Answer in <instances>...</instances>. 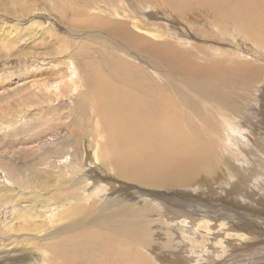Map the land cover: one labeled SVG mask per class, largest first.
<instances>
[{
  "label": "rangeland",
  "instance_id": "rangeland-1",
  "mask_svg": "<svg viewBox=\"0 0 264 264\" xmlns=\"http://www.w3.org/2000/svg\"><path fill=\"white\" fill-rule=\"evenodd\" d=\"M20 1L0 0V10L6 7L10 8L9 12H13L15 10L13 2ZM241 1L229 0L224 14L219 17L199 8L196 9V13L191 10L186 12L184 9V12L178 13L174 8H167L166 0H31L32 8H36L38 13L28 12L26 18H23L24 22L21 17L13 14H8L10 18L3 17L6 12L0 11L4 22L27 24L29 28L33 26L32 30L37 33L33 42L30 40L25 43L23 41L15 43L16 50L13 51L12 57L0 54V80H2L0 82L3 84L0 85V128L6 123L7 125L11 123L12 126L0 130V192L15 189L11 198L14 194L15 202L18 203H15L13 198L10 204L21 206L25 203L24 205L30 206V211L38 210L39 213L34 214L37 221L39 220V226L44 225L41 227L44 231L40 234L27 231L20 233L17 230L19 222L15 223L16 227L6 229L8 218L12 216L9 213L12 211L10 204H4L3 198H0V242L7 243V247L0 250V264H140V262L141 264L142 262L143 264H264V29L261 26L253 29L250 24L244 25V21H253L254 17L255 20L264 23V0H255L254 16L244 8L245 5ZM231 10L236 14L234 17H230ZM107 22H110L108 27L112 28L127 24V31L120 27V33L124 34L123 31H126L129 35L133 34L136 39L126 41V39L114 38L111 34L110 38L102 37L103 35L99 34L102 33L99 26L107 25ZM123 37L127 38L125 35ZM111 39L115 40L116 44L123 42L122 46L117 49ZM172 39L176 44L171 42ZM158 41H161V45L156 46ZM24 44L31 49L21 50ZM149 45L154 48L146 50ZM131 47H135L136 50ZM156 49L162 51L155 52ZM166 51L169 52L164 54ZM160 53L164 57L167 56L168 64L166 59L159 57ZM122 60H125V64ZM120 64L122 66L119 67ZM105 65H108V68ZM21 74H28V77L14 78L15 75L21 76ZM99 75L105 79V86L98 83ZM53 87L55 89H52ZM95 89H98V92H94ZM48 90L54 92L50 94ZM106 92L113 95L116 102H126L127 107H131L130 111L126 112L123 106L116 107L108 102L100 107L101 100L98 94L105 95ZM173 114V119L176 120L174 122L177 126H181L180 131L183 136L186 134L187 140L193 137L197 145L218 153V155L213 154L218 160L220 156L216 170L220 171L218 173L220 177L215 171L211 174H197L199 177L193 175L187 182H192L191 184L175 189H157L158 187L149 184L143 188L142 184L128 181L125 185V180L122 181L115 176V170L111 168L110 163L113 160L105 152L107 146L104 144L108 142L106 138L111 136L110 138H115H112L111 143H119L128 138L129 133L146 120L148 121L144 129L148 130L152 137L168 138V135L173 134L177 138L180 133L175 130V123H169ZM103 115H107L106 118ZM214 120L218 124L213 122ZM111 124L112 126H106ZM192 126L201 133L192 136L191 131L194 129ZM194 132L197 133L195 129ZM115 134L118 136L114 137ZM234 141L239 144L235 146ZM132 143L136 145V140L134 139L128 148L134 146ZM228 147L233 151L228 150ZM238 154L242 155L239 158L244 159L245 162H251V168H254L251 169V176L240 180L243 181L240 184L242 165H240L241 160L236 159ZM221 156L234 158L232 161L236 163L228 162L234 166V172L228 173V176L221 173L223 169H228L227 162L224 163ZM256 170L259 175L252 176ZM43 177L47 181L41 179ZM44 182H52L53 184L50 183L52 187L40 186V183ZM245 182L247 183L244 184ZM63 188L66 189L67 195L62 192ZM38 196L39 198L41 196V199H37ZM56 198L59 199L58 202ZM68 198L70 201H67ZM69 202L72 205L70 207H76L77 203L82 202V206L78 205L77 210L83 208L85 213L82 214L81 210L75 217L69 213L63 214ZM51 208L55 210L49 212ZM121 213L124 217L117 220L118 224L129 221L127 225L131 226L130 230L127 234L120 233L123 235L120 237L112 235L111 241L108 242L110 239L105 236H109L113 228H104L105 224L102 221H106L108 215L113 217ZM44 214L49 215H45L43 222L41 220ZM192 214L198 215H196L198 221L195 215L192 217ZM175 217L182 218L181 220L185 222L180 220L182 225L173 224L177 221ZM52 219L55 223L50 225ZM92 222L94 226L91 225ZM193 223L195 227L192 226ZM240 226L241 231H235L236 227ZM244 226L245 232L250 234L244 235L242 229ZM193 227L198 229L196 235L193 233ZM18 232L21 235L17 234ZM78 234L86 237H80ZM103 237L107 238L106 243ZM260 238L262 241L259 240ZM155 241L164 243V245L160 244L163 249L170 248L172 244L176 251L153 249L154 244L156 245ZM110 243L113 248H109L112 246ZM57 249L74 253L75 261L61 260L56 256ZM171 251L174 252L176 263L162 259L165 252L167 254ZM255 255L259 259L255 258Z\"/></svg>",
  "mask_w": 264,
  "mask_h": 264
},
{
  "label": "bare ground",
  "instance_id": "bare-ground-1",
  "mask_svg": "<svg viewBox=\"0 0 264 264\" xmlns=\"http://www.w3.org/2000/svg\"><path fill=\"white\" fill-rule=\"evenodd\" d=\"M57 1V0H56ZM228 1L229 0H166V5L168 6H166L168 9L169 8H174V10L175 11H178V13L179 12H181V11H183V9L187 12L188 10H191V12H193V13H196V9L197 8H199V9H203V10H205V12H207V13H210V12H212V14L214 15V16H217V17H219V15H222V14H224V11H225V8H226V5L228 4ZM7 3V2H6ZM65 3V2H64ZM71 3H73V2H71ZM241 3H243L245 6H244V8L246 9V10H248V12L251 14V15H253L254 16V13H253V6H254V4H255V0H242L241 1ZM13 4L15 5L14 7H15V10L13 11V12H9L8 11V9H10V8H2V11L1 12H6L4 15H2L3 17H6V18H10V16L8 15V14H13V15H15V16H18V17H21L22 19L23 18H26V15H28L29 13L28 12H37V10H36V8H32L33 6H31V0H21L19 3H16V2H13ZM164 4V3H163ZM25 5V6H24ZM33 5V4H32ZM38 7V6H37ZM162 7H163V5H162ZM151 8V7H150ZM85 10V9H84ZM206 10H208V11H206ZM237 10V9H236ZM155 11V10H154ZM169 12V11H168ZM172 12V11H171ZM174 12V11H173ZM184 12V11H183ZM182 12V13H183ZM189 12V11H188ZM28 13V14H27ZM38 13V12H37ZM181 13V14H182ZM2 14V13H1ZM1 14H0V54H6L7 56H11L12 57V55H13V51H15L16 50V48H15V43H17L18 41H23L24 43L25 42H28V41H35V34H37V33H35L33 30H32V28H33V26H32V28L30 27L29 28V25H27V24H21V23H11V22H9V21H7V22H4L3 20H2V17H1ZM36 14V13H35ZM171 14H173V13H171ZM175 14V13H174ZM32 15V14H31ZM44 15V14H43ZM72 15V14H71ZM169 15V14H168ZM186 16H187V14H185ZM184 15V16H185ZM236 14L234 13V12H232V10L230 11V17H234ZM39 17V16H38ZM189 17V16H188ZM46 18V17H45ZM48 18V17H47ZM165 18V17H164ZM170 18V17H169ZM11 19H13V18H11ZM21 19V20H22ZM166 19V18H165ZM254 20L253 21H249V22H246V21H244V25L245 24H250L251 25V27L254 29L255 27H258V26H261V28H263L264 29V23L263 22H261V21H258V20H255V17L253 18ZM175 20V19H174ZM231 20V19H230ZM236 20H239V19H236ZM263 20V19H262ZM125 21V20H124ZM176 21V20H175ZM183 21V20H182ZM185 21V20H184ZM190 21V20H189ZM234 21V20H233ZM239 21H243V20H239ZM238 21V22H239ZM20 22V21H19ZM23 22H24V19H23ZM47 22V21H46ZM100 23H102L101 21H100ZM109 23L110 22H107V25H104V26H99V28H100V31L102 32V33H100L99 32V34H101V35H103L102 37H104V38H110L109 37V35L111 34L114 38H117V39H126V41H130L131 39L132 40H134V39H136L135 37H134V35L133 34H131L130 32V34L131 35H129V34H127L126 33V26H127V24H125V25H123V26H121L122 24H120V27L121 28H123L124 30H126V31H123V32H125L124 34H121L120 32H121V30L119 29V28H112V27H108V25H109ZM158 23V22H157ZM177 23V22H176ZM151 24V23H150ZM152 25V24H151ZM43 26V25H42ZM91 26V25H90ZM112 26V25H111ZM150 26V25H149ZM159 26V25H158ZM205 26V25H204ZM146 27V26H145ZM167 27V26H166ZM189 27V26H188ZM192 27V26H191ZM190 27V28H191ZM109 28V29H108ZM216 28V27H215ZM244 28H245V26H244ZM251 28V29H252ZM44 29V28H43ZM145 29V28H144ZM158 29H159V27H158ZM163 29V28H162ZM184 29V28H183ZM164 30V29H163ZM181 30V29H180ZM43 31V30H42ZM47 31V30H46ZM136 31H138L137 29H136ZM145 31V30H144ZM165 31V30H164ZM178 31V30H177ZM196 32V31H195ZM198 33V32H197ZM43 34V33H42ZM141 34V33H140ZM167 34V33H166ZM174 34V33H173ZM176 34V33H175ZM100 35V36H101ZM123 35H125V36H127V38H124L123 37ZM136 35V34H135ZM142 35H144V33L142 34ZM150 35V34H149ZM182 35H184V34H182ZM208 35V34H207ZM236 35V34H235ZM246 35V34H245ZM136 36H138V35H136ZM147 36H148V34H147ZM176 36V35H175ZM47 37V36H46ZM149 37H151V36H149ZM148 37V38H149ZM165 37V36H164ZM168 37V36H167ZM166 37V38H167ZM171 37V36H170ZM174 37V36H173ZM196 37V36H195ZM234 37V36H233ZM247 37H249V36H247ZM179 38V37H178ZM223 38V37H222ZM236 38V37H235ZM103 39V38H102ZM116 39V40H117ZM168 39V38H167ZM174 39V38H173ZM173 39H172V41L171 42H174L173 41ZM181 39V38H180ZM185 39V38H184ZM220 39V38H219ZM227 39V38H226ZM106 40V39H105ZM110 40V39H109ZM112 40V39H111ZM169 40V39H168ZM175 40V39H174ZM85 41V40H84ZM113 42L115 41V40H112ZM176 41H177V39H176ZM182 41V40H181ZM208 41V40H207ZM31 42V43H32ZM125 42V41H124ZM166 42V41H165ZM170 42V41H169ZM178 42H179V40H178ZM115 43V42H114ZM123 43V42H122ZM122 43H121V41L119 42V44H116L115 43V45L117 46V49H118V47L119 46H122ZM161 43V41H158L157 43H156V46H157V44H159V45H161L160 44ZM164 43V42H163ZM168 43V42H167ZM175 43V42H174ZM180 43V42H179ZM98 44V43H97ZM128 44V43H127ZM143 44V43H142ZM176 44V43H175ZM178 44V43H177ZM184 44H185V40H184ZM124 45V44H123ZM126 45V44H125ZM128 45H130V44H128ZM132 45V44H131ZM139 45V44H138ZM154 45V44H153ZM158 45V46H159ZM180 45H181V43H180ZM183 45V44H182ZM113 46V45H112ZM127 46V45H126ZM150 46V45H149ZM155 46V47H156ZM190 46V45H189ZM130 47V46H129ZM137 47V46H136ZM153 48H154V46H152ZM151 46L150 47H146V50H150V49H153ZM205 47V46H204ZM124 48V47H123ZM131 48H133V47H131ZM157 48V47H156ZM163 48L165 49V47L163 46ZM168 48H169V46H168ZM28 49H31L30 47H27V45L26 44H24V47L21 49V50H28ZM113 49H115V48H113ZM116 49V50H117ZM127 49V48H126ZM125 49V50H126ZM133 49H135V47L133 48ZM170 49V48H169ZM136 50V49H135ZM134 50V51H135ZM145 50V49H144ZM158 50H159V48H158ZM157 49H156V51L155 50H153V51H155V52H157L158 51ZM168 50V49H167ZM171 50V49H170ZM129 51V50H128ZM152 51V50H151ZM162 50H160V51H158V52H161ZM176 51V50H175ZM178 51V50H177ZM176 51V52H177ZM117 52H119L118 50H117ZM148 52V51H147ZM167 52H169V51H166V53H164V52H162V53H164V54H167ZM143 53V52H142ZM200 53V52H199ZM121 54V53H120ZM123 55H124V53H122ZM135 54H137V53H135ZM151 54V53H150ZM149 53H148V55H150ZM161 54V53H160ZM159 54V57L161 58L162 57V59L164 60V59H166V61L168 60L167 59V56L166 57H164L162 54L160 55ZM134 55V54H133ZM154 55V54H153ZM181 55V54H180ZM193 55V54H192ZM127 56V55H126ZM126 56H125V58H126ZM142 56V55H141ZM147 56V55H146ZM176 56V55H175ZM129 57V56H128ZM145 57V56H144ZM143 57V58H144ZM154 57V56H153ZM123 58V57H122ZM154 58H158L157 56H155ZM153 58V59H154ZM175 58V57H174ZM173 58V59H174ZM115 59V58H114ZM114 59H112V60H114ZM129 59V58H128ZM127 59V61H129ZM132 59V58H131ZM136 59V58H135ZM161 59V60H162ZM172 59V60H173ZM7 60V59H6ZM118 60V59H117ZM157 60V59H156ZM158 60H160V59H158ZM182 60V59H181ZM180 60V61H181ZM111 61V60H110ZM123 61V60H122ZM122 61H120V62H122ZM125 61V60H124ZM123 61V62H124ZM134 61V60H133ZM139 61V60H138ZM141 61V60H140ZM165 61V62H166ZM177 61H179L178 59H177ZM194 61V60H193ZM106 62V61H105ZM118 62H119V60H118ZM130 62H132V61H130ZM145 62V61H144ZM190 62V61H189ZM110 63V62H109ZM109 63H108V65H109ZM134 63V62H133ZM138 63V62H137ZM146 63V62H145ZM159 63V62H158ZM161 63H163V61L161 62ZM171 63V62H170ZM115 64H116V60H115ZM124 64H125V62H124ZM127 64H129V63H127ZM167 64H168V61H167ZM177 64V63H176ZM222 64V63H221ZM229 64V63H228ZM101 65V64H100ZM108 65H105V66H107V68H108ZM122 65H123V63H122ZM121 64L119 65V67L120 66H122ZM132 65V64H131ZM148 65V64H147ZM164 65V64H163ZM163 65H162V67H163ZM166 65V64H165ZM174 65V64H173ZM112 65H110V67H111ZM116 66H118V64H116ZM125 66V65H124ZM140 66H141V64H140ZM149 66V65H148ZM216 66V65H215ZM58 67V66H57ZM114 67V66H113ZM128 67V66H127ZM126 67V68H127ZM130 67V66H129ZM133 67H134V65H133ZM158 67V66H157ZM232 67V66H231ZM101 68V67H100ZM104 68V67H103ZM123 68V67H122ZM148 68V67H147ZM221 68V67H220ZM220 68H218V69H220ZM232 68H234V67H232ZM32 69V68H31ZM56 69V68H55ZM71 69V68H70ZM120 69V68H119ZM159 69V68H158ZM167 69V68H166ZM224 69H230V68H224ZM240 69V68H239ZM30 70V69H29ZM106 70V69H105ZM133 70V69H132ZM140 70V69H139ZM160 70V69H159ZM223 70V69H222ZM233 70V69H232ZM38 71V70H37ZM72 71H74L73 69H72ZM104 71V70H103ZM106 71H108V70H106ZM105 71V72H106ZM119 71V70H118ZM123 71H125V70H123ZM234 71V70H233ZM35 72V71H34ZM59 72V71H58ZM63 72V71H62ZM128 72V71H127ZM130 72V71H129ZM135 71H133V73H134ZM142 72V71H141ZM150 72H152V71H150ZM221 72V71H220ZM144 73V72H143ZM153 73V72H152ZM163 73V72H162ZM232 73H234V72H232ZM236 73V72H235ZM131 74V73H130ZM157 74V73H156ZM155 74V75H156ZM8 75V74H7ZM7 75H6V78H7ZM10 75H12V74H10ZM9 75V76H10ZM14 75V74H13ZM116 75L117 76H119L120 77V75L118 74V73H116ZM124 75H125V73H124ZM147 75V74H146ZM8 76V77H9ZM30 76V75H29ZM61 76V75H60ZM60 76H58L59 78H61ZM65 76V75H64ZM63 76V77H64ZM75 76V75H74ZM126 76V75H125ZM148 76V75H147ZM228 76V75H227ZM1 77V76H0ZM26 77H28V74H21V76H14V78H16V79H24V78H26ZM58 77H56V79L58 78ZM113 77V76H112ZM154 77V76H153ZM159 77V76H158ZM162 77H163V75H162ZM174 77V76H173ZM242 77H244L243 75H242ZM3 78H5V77H3ZM68 78H69V76H68ZM160 79H161V77H159ZM74 79V78H73ZM120 79V78H119ZM164 79V78H163ZM181 79V78H180ZM3 80H5V79H3ZM8 80H9V78H8ZM97 80H98V83L100 84V85H104L105 83H106V81H105V79H103V78H101L100 77V75L98 76V78H97ZM128 80V79H127ZM168 80V79H167ZM174 80V79H173ZM0 81H2V80H0ZM6 81H7V79H6ZM60 81V80H59ZM74 81V80H73ZM76 81V80H75ZM133 81V80H132ZM160 81V80H159ZM171 81V80H170ZM187 81H188V79H187ZM223 81V80H222ZM65 82V81H64ZM71 82H72V80H71ZM193 82V81H192ZM4 83H5V81H4ZM58 83V82H57ZM60 83V82H59ZM121 83H123V82H121ZM138 83H140V85H141V82H139L138 81ZM155 83V82H154ZM157 83V82H156ZM162 83V82H161ZM170 83V82H169ZM187 83V82H186ZM64 84V83H63ZM68 84V83H67ZM67 84H66V87H67ZM109 84V83H108ZM126 84H128V83H126ZM165 84V83H164ZM195 84V83H194ZM0 85H3L2 84V82H0ZM53 85V84H52ZM52 85L50 86V88L52 87ZM59 85V84H58ZM134 85V84H133ZM133 85H131V86H133ZM152 85V84H151ZM179 85V84H178ZM56 86H57V84H56ZM105 86V85H104ZM112 86V85H111ZM124 86H125V83H124ZM164 86V85H163ZM166 86V85H165ZM173 86V85H172ZM191 86V85H190ZM193 86H195V85H193ZM214 86V85H213ZM59 87H61V86H58V88ZM76 87V86H75ZM129 87V86H128ZM140 87V86H139ZM147 87V86H146ZM170 87H171V85H170ZM178 87V86H177ZM219 87H221V85H219ZM64 88V87H63ZM167 88V87H166ZM173 88V87H172ZM174 88H175V86H174ZM183 88V87H182ZM203 88H205V87H203ZM223 88V87H222ZM46 89V87H44V90ZM52 89H55V87H53ZM107 89H108V87H107ZM184 89V88H183ZM56 90L57 91H59V89H57L56 88ZM65 90V89H64ZM128 90V89H127ZM139 90V89H138ZM143 90V89H142ZM53 91V90H52ZM52 91L51 90H48V93H52ZM116 91V90H115ZM122 91V90H121ZM180 91V90H179ZM54 92V91H53ZM64 92V91H63ZM69 92V91H68ZM92 92V91H91ZM94 92H98V89H95V91ZM127 92V91H126ZM130 92V91H129ZM133 91H131L130 93H132ZM143 92V91H142ZM147 92H148V90H147ZM178 92V91H177ZM73 93V92H72ZM100 93H103V92H100ZM168 93V92H167ZM185 93H186V90H185ZM56 94V93H55ZM59 94V93H58ZM95 94V93H94ZM127 94V93H126ZM129 94V93H128ZM134 94V93H133ZM199 94V93H198ZM76 95V94H75ZM118 95V94H117ZM153 95H155V94H153ZM115 96V95H114ZM123 95H120V97H122ZM129 96V95H128ZM127 96V97H128ZM140 96H141V94H140ZM176 96V95H175ZM180 96V95H179ZM189 96V95H188ZM30 98H31V96H30ZM54 98V97H53ZM98 98L101 100V102H100V107H102L103 106V104L104 103H106V102H108V103H110L111 105H113V106H116V107H119V106H123L124 107V109H125V111L127 112V111H130L129 110V108H131V107H127V104H126V102H116V100H115V98L113 97V95H110V94H108L107 92L105 93V95L104 94H98ZM128 98H130V97H128ZM173 98V97H172ZM56 99V98H55ZM157 99V98H156ZM179 99V97L177 98V100ZM228 99V98H227ZM51 100V99H50ZM58 100V99H57ZM94 100V99H93ZM147 100V99H146ZM150 100V99H149ZM148 100V101H149ZM203 100V99H202ZM201 100V101H202ZM232 100V99H231ZM43 101H44V99H43ZM126 101V100H125ZM135 101V100H134ZM161 101V100H160ZM208 101V100H207ZM34 102V101H33ZM95 102V101H94ZM163 102V101H162ZM174 102H176V101H174ZM215 102V101H214ZM26 103V102H25ZM70 103V102H69ZM83 103V102H82ZM91 103V102H90ZM154 103H156V102H154ZM171 103V102H170ZM209 103H211V102H209ZM217 103V102H216ZM219 103V102H218ZM45 104V103H44ZM86 104V103H85ZM134 104V103H133ZM141 104H142V102H141ZM144 104V103H143ZM185 104V103H184ZM215 104V103H214ZM43 105V104H42ZM87 105V104H86ZM94 105V104H93ZM136 105V104H135ZM134 105V106H135ZM186 105V104H185ZM97 106H98V104H97ZM44 107V106H43ZM93 107H95V106H93ZM213 107V106H212ZM22 108V107H21ZM207 108V107H206ZM222 108V107H221ZM97 109H99V108H97ZM105 109V108H104ZM120 109V108H119ZM146 109V108H145ZM87 110V109H86ZM92 110H94V109H92ZM116 110H117V108H116ZM206 110H208V109H206ZM95 111V110H94ZM107 111H109V110H107ZM118 111V110H117ZM120 111V110H119ZM138 111V110H137ZM197 111V110H196ZM209 111H210V108H209ZM35 112V111H34ZM59 112V111H58ZM110 112V111H109ZM217 112V111H216ZM93 113V112H92ZM118 113V112H117ZM155 113V112H154ZM238 113V112H237ZM216 114V113H215ZM170 115V114H169ZM38 116V115H37ZM97 116H100V115H97ZM102 116V115H101ZM104 116V115H103ZM105 116H107V115H105ZM104 116V118H106ZM146 116V115H145ZM217 116V115H216ZM45 117H47V116H45ZM64 117V116H63ZM122 117V116H121ZM205 117V116H204ZM174 118V114L172 115V117H170V119H169V123L170 124H172L173 122H174V120L175 119H173ZM203 118V117H202ZM211 118V117H210ZM27 119V118H26ZM45 119V118H44ZM103 119V118H102ZM122 119V118H121ZM158 119H160V117H158ZM54 120V119H53ZM110 120H112V119H110ZM131 120H132V118H131ZM137 120V119H136ZM139 120V119H138ZM144 120V119H143ZM181 120H182V118H181ZM199 120H200V118H199ZM107 121V120H106ZM124 121H125V119H124ZM148 120H146V121H143V122H141V124L134 130V131H132V132H127V133H129V137L128 138H126L125 140H123V141H121V142H119V143H111V142H113L112 141V138H110L111 136H109L108 138H106L107 140H108V142L106 143L105 141V143L106 144H104L105 146H107L106 148H107V150L105 151L106 152V154L107 155H110V158H112V163H110L111 164V168H113L114 170H115V172H114V174H116L115 176H118V178H121L122 179V181H124L125 182V185H126V182L128 181V182H132V183H139V184H142L143 186V188H145V186L146 185H153V186H156V188L157 189H159V188H173V189H175V187H179V186H181V187H184V185L186 184H191L192 182H190V183H187V182H189V180H190V178L193 176V175H197V174H211V172L213 173V171H215L216 172V174H217V176L218 177H220L219 176V170L218 171H216L217 170V163H218V161H220V156H219V160L217 159V157L215 156V155H218V153L216 152V151H212V149H211V151L210 150H206L202 145L201 146H199V145H197L196 144V142H195V140L193 139V137H191V139H189V140H187L186 138V134L183 136L182 135V132L180 131V125L179 126H177L176 125V123H175V126H176V131L178 132V133H180V135H182V137L179 135L177 138L176 137H174L173 136V134H170V135H168V138H156V137H152L151 135H150V133H148L147 131L148 130H145L144 129V127L146 126V122H147ZM176 121V120H175ZM228 121V120H227ZM110 122V121H109ZM112 122V121H111ZM127 122V121H126ZM166 122H167V120H166ZM210 122V121H209ZM208 122V123H209ZM213 122H215V120L213 121ZM98 123V122H97ZM130 123V122H129ZM169 123H167L166 124V126H168L169 125ZM178 123V122H177ZM207 123V124H208ZM211 123V122H210ZM216 124H218L217 122H215ZM215 123H214V126H215ZM57 124V123H56ZM60 124V123H59ZM100 124V123H99ZM99 124H97V125H99ZM108 124V123H107ZM114 124V123H113ZM206 124V125H207ZM3 125V124H2ZM7 123L5 124V126H3V127H1L0 128V130H3L4 128H7V127H9V126H11V123H9L7 126ZM115 125V124H114ZM113 125V126H114ZM135 125V124H134ZM162 125V124H161ZM205 125V124H204ZM15 126V125H14ZM106 126H112V124L111 125H106ZM116 126V125H115ZM117 126H119V124L117 125ZM207 126H209V124L207 125ZM171 127V126H170ZM193 127V126H192ZM211 127V126H210ZM220 127H221V125H220ZM223 128H224V124H223V126H222ZM227 127V126H226ZM11 128H12V126H11ZM48 128V127H47ZM116 128V127H115ZM161 128V127H160ZM173 128V127H172ZM175 128V127H174ZM194 129H195V131H197V133H195L194 132V129L191 131V133H192V136H194L195 134L196 135H199V133H201V132H198V129L197 128H195V127H193ZM215 128V127H214ZM10 129V128H9ZM8 129V130H9ZM87 129V128H86ZM108 129V128H107ZM211 129V128H210ZM217 129V128H216ZM227 128H225V130H226ZM6 130V129H5ZM124 130V129H123ZM129 130V129H128ZM182 130V129H181ZM186 130H187V128H186ZM212 130V129H211ZM228 130V129H227ZM107 131V130H106ZM108 131H110L109 129H108ZM115 131V130H114ZM117 131V130H116ZM121 131V130H120ZM125 131V130H124ZM219 131H221V130H219ZM6 132V131H5ZM158 132V131H157ZM172 132V131H171ZM209 132V131H208ZM212 132V131H211ZM213 132H214V130H213ZM215 132H217V134H218V130H216ZM225 132V131H224ZM45 133V132H44ZM83 133V132H82ZM98 133H100V132H98ZM125 133H126V131H125ZM124 133V135H126ZM177 133V134H178ZM107 134H108V132H107ZM118 134V133H117ZM221 134V133H220ZM116 135V134H115ZM114 135V137H117L118 135H116L115 136ZM128 135V134H127ZM126 135V136H127ZM167 135V134H166ZM206 135H207V133H206ZM216 135V134H215ZM221 135H223V134H221ZM231 135V134H230ZM30 136V135H29ZM120 136V135H119ZM123 136V135H122ZM105 137V136H104ZM107 137V136H106ZM232 137L234 138V135H232ZM231 137V138H232ZM236 137H237V135H236ZM118 138H120V137H118ZM117 138V139H118ZM197 138V137H196ZM230 138V137H229ZM105 139V138H104ZM105 139V140H106ZM113 139H115V138H113ZM123 139H124V137H123ZM136 140V145H134V143H132L134 146H131V148H128V146L131 144V142L133 141V140ZM198 139V138H197ZM235 139V138H234ZM106 140V141H107ZM212 140H214V139H212ZM238 140V139H237ZM236 140V141H237ZM119 141V140H118ZM206 141V140H205ZM210 141V140H209ZM236 141H234V143H236ZM215 142V141H214ZM225 142V141H224ZM223 142V143H224ZM238 142H239V140H238ZM241 142V141H240ZM97 143V142H96ZM206 143V142H205ZM244 143V142H243ZM100 144V143H99ZM210 144V143H209ZM215 144V143H214ZM213 144V145H214ZM222 144V143H221ZM237 144H239V143H236L235 144V146H237ZM101 145V144H100ZM215 145H217V144H215ZM225 145V144H224ZM226 145H228V143L226 144ZM221 146V145H220ZM100 147V146H99ZM130 147V146H129ZM227 147V146H226ZM233 147H234V145H233ZM240 147V146H239ZM242 147H244L243 149H245V146H243L242 145ZM207 148H209V147H207ZM210 148H211V146H210ZM213 148V147H212ZM230 148H231V146H230ZM236 148V147H235ZM238 148V147H237ZM99 149V148H98ZM101 149V148H100ZM129 149V150H128ZM220 149V148H219ZM248 149V148H247ZM214 150V149H213ZM217 150V149H216ZM223 150H224V148H223ZM228 150H231V151H233V149H229V147H228ZM231 151H229V152H231ZM25 152V151H24ZM37 152V151H36ZM256 152V151H255ZM19 153V152H18ZM38 153V152H37ZM103 153V152H102ZM213 153H216L215 155L213 154ZM222 153H224V152H222ZM237 153H238V151H237ZM240 153V152H239ZM24 154H26V153H24ZM95 154H96V152H95ZM229 154V153H228ZM2 155V154H1ZM29 155V154H28ZM213 155H214V157H213ZM224 155V154H223ZM225 155H227L226 153H225ZM231 155V154H230ZM234 155V154H233ZM235 155H237V154H235ZM239 155V154H238ZM21 157V156H20ZM239 157H242V155H239L236 159H238ZM16 158V157H15ZM14 158V159H15ZM96 158V157H95ZM221 158H222V161L225 163V162H227V167H228V171L226 170V169H223L222 170V172L221 173H223L222 175H226V176H228V173H232V172H234L233 171V169H234V166H233V164H228V162H231V163H234V164H236L235 163V161H232V159L234 160V158H231V157H229V156H221ZM264 158V157H263ZM31 159V158H30ZM94 159V158H93ZM235 159V160H236ZM240 160H241V164L240 165H242L241 166V172H242V175H240V177H239V184L242 182L243 183V181H241L240 182V180H242V179H244V178H248V177H250L251 176V174H252V171H251V169H254L253 167L251 168V165H252V163L251 162H248V161H246L245 162V160L244 159H241V158H239ZM84 160V159H83ZM97 160V159H96ZM31 161V160H30ZM19 162V161H18ZM108 162V161H107ZM64 163V162H63ZM60 164H62V163H60ZM108 164V163H107ZM59 165V164H58ZM94 165V164H93ZM104 165V164H103ZM105 165H106V163H105ZM7 166V165H6ZM86 166V165H85ZM109 166V165H108ZM236 166V165H235ZM254 166V165H253ZM26 167V166H25ZM94 167V166H93ZM101 167V166H100ZM106 167H107V165H106ZM221 167H222V165H221ZM220 167V168H221ZM224 167H226V166H224ZM108 168V167H107ZM98 169V168H97ZM102 170V169H101ZM110 170V169H109ZM113 170V171H114ZM221 170V169H220ZM225 170H226V172H225ZM230 171V172H229ZM111 172H112V170H111ZM214 172V173H215ZM262 172V171H261ZM37 173V172H36ZM47 173V172H46ZM45 174V173H44ZM49 174V173H48ZM99 174V173H98ZM105 174V173H104ZM256 174V175H255ZM257 174H258V171L256 170L255 172H254V174L252 175V176H256L257 177ZM30 175H32V174H30ZM36 175V174H35ZM34 175V176H35ZM41 175V174H40ZM221 175V174H220ZM234 175V174H233ZM259 175V174H258ZM14 176V175H13ZM20 176V175H19ZM33 176V177H34ZM57 176V175H56ZM55 176V177H56ZM77 176V175H76ZM105 176V175H104ZM198 176V175H197ZM200 176H203V175H200ZM242 176V177H241ZM261 177H262V175H260ZM32 177V176H31ZM37 177V176H36ZM50 177V176H49ZM54 177V178H55ZM79 177V176H78ZM199 177V176H198ZM197 177V178H198ZM204 177H207V176H204ZM213 177V176H212ZM230 177V176H229ZM231 177H233V176H231ZM256 177H254L255 179H256ZM259 177V176H258ZM28 178H30V176L28 177ZM59 178V177H58ZM58 178H56L57 180H58ZM71 178V177H70ZM105 178V177H104ZM114 178V177H113ZM117 178V179H118ZM208 178V177H207ZM2 179V178H1ZM41 179H43V180H45V177H43V178H41ZM49 179V178H48ZM110 179V178H109ZM116 179V178H115ZM120 179V180H121ZM196 179V178H195ZM218 179V178H217ZM220 179V178H219ZM222 179V178H221ZM220 179V180H221ZM235 178H232V180H234ZM253 179V178H252ZM30 180V179H29ZM32 180V179H31ZM36 180H37V178H36ZM55 180V179H54ZM53 180V181H54ZM61 180V179H60ZM65 180V179H64ZM72 180V179H71ZM111 180V179H110ZM113 180V179H112ZM119 180V179H118ZM216 180V179H215ZM226 180V179H225ZM250 180H251V178H250ZM39 181V180H38ZM38 181H37V184H38ZM45 181H47V180H45ZM56 181V180H55ZM63 181V180H62ZM115 181V180H114ZM227 181V180H226ZM260 181V180H259ZM96 182V181H95ZM101 182V181H100ZM106 182H107V180H106ZM105 182V183H106ZM223 182V181H222ZM232 182V181H231ZM50 183H52V182H44V183H40L41 185L40 186H45V187H47V186H49V185H51ZM63 183H65V182H63ZM62 183V184H63ZM67 183H68V181H67ZM71 183V182H70ZM103 184H104V182H102ZM121 183V182H120ZM123 183V182H122ZM182 183V184H181ZM247 182H245L244 184H246ZM254 183V182H253ZM32 184V183H31ZM34 184H35V182H34ZM34 184H32V186H35ZM53 184V183H52ZM58 184V183H57ZM178 184V186H175V185H177ZM230 184V183H229ZM233 184V183H232ZM251 184V183H250ZM70 185V184H69ZM106 185V184H105ZM104 185V186H105ZM109 185V182H108V184H107V186ZM124 185V186H125ZM183 185V186H182ZM67 186H68V184H67ZM67 186L65 187L66 189H67ZM153 186H151L152 187V190H153ZM188 186V185H187ZM238 186V185H237ZM239 186H241V185H239ZM50 187V186H49ZM51 187H52V185H51ZM54 187V186H53ZM56 187H57V185H56ZM62 187V186H61ZM63 187H64V184H63ZM150 187V188H151ZM242 187V186H241ZM240 187V188H241ZM48 188V187H47ZM65 188H63L62 189V192H64L65 193V195H67L68 193L66 192V189ZM108 188V187H107ZM106 188V189H107ZM110 188L112 189V186H110ZM180 188V187H179ZM229 188H231V187H229ZM244 188V187H243ZM242 188V189H243ZM50 189V188H49ZM49 189H48V191H49ZM56 189V188H55ZM54 189V190H55ZM70 189V188H69ZM68 189V191L70 192V190ZM114 189V188H113ZM126 189V188H125ZM185 189H187L186 187H185ZM14 190L15 189H8V190H6L4 193H2V192H0L1 194H0V198H3V203L4 204H10V203H12L13 202V198H14V202H15V196H14V194H13V196H12V198H11V194L12 193H14ZM60 190V189H59ZM59 190H57V191H59ZM161 190V189H160ZM20 191V190H19ZM40 191V190H39ZM44 191V190H43ZM42 191V192H43ZM111 191V190H110ZM122 191V190H121ZM236 191V190H235ZM102 192V191H101ZM17 193V192H16ZM15 193V194H16ZM21 193V192H20ZM29 193V192H28ZM50 193V192H49ZM53 193V192H52ZM103 193V192H102ZM114 193V192H113ZM154 193V192H153ZM17 194H19V193H17ZM22 195H23V193H21ZM20 194V195H21ZM57 194V193H56ZM72 194H73V192H72ZM169 194V193H168ZM183 194V193H182ZM243 194V193H242ZM42 195V194H41ZM178 195V194H177ZM233 195V194H232ZM245 195H246V193H245ZM17 196V195H16ZM25 196V195H24ZM51 196V195H50ZM50 196H49V198H50ZM155 196V195H154ZM165 196V195H164ZM174 196V195H173ZM209 196V195H208ZM33 197H35V196H33ZM44 197V196H43ZM42 197V198H43ZM52 197V196H51ZM168 197V196H167ZM219 197V196H218ZM17 198H18V196H17ZM93 198V197H92ZM174 198V197H173ZM188 198V197H187ZM37 199H41V196H40V198H39V196H38V198ZM155 199H156V197H155ZM171 199V198H170ZM208 199V198H207ZM236 199V198H235ZM2 200V199H1ZM51 200V199H50ZM55 200H57V198L55 199ZM54 200V201H55ZM62 200V199H61ZM133 200V199H132ZM184 200V199H183ZM28 201V200H27ZM47 201V200H46ZM59 201V199L57 200V202ZM63 201V200H62ZM67 201H70V199L68 198L67 199ZM161 201H162V199H161ZM177 201V200H176ZM35 202V201H34ZM40 202V201H39ZM42 202V201H41ZM44 202V201H43ZM134 202V201H133ZM178 202V201H177ZM241 202V201H240ZM1 203V202H0ZM15 203H18L17 201L15 202ZM15 203H13V205L12 204H10V209H11V211H12V213L10 212L9 214L11 215L12 214V216L10 217V218H8L9 219V221H8V224H7V227H6V229H10V228H12L13 226H15L16 227V224L15 223H17V222H19V223H17L18 224V231L20 232V231H27V232H32V233H34V232H36V233H38V234H40L41 232H43L44 230L41 228L42 226H44V225H42L41 224V227L39 226V220L37 221V218H36V216H35V214L34 213H36V212H38V210L37 211H35V210H29L30 209V206L29 205H24V204H22L21 206L20 205H15ZM36 203V202H35ZM60 203V202H59ZM70 203L71 202H69L68 204H67V206H66V209H65V211L64 212H62L63 214H66V213H69V214H71V215H73L74 217L75 216H77L78 215V213H80L81 212V210L83 209H80V210H77V209H79L77 206L78 205H80V206H82L81 204H82V202L79 204V203H77V205H76V207L75 206H73V207H70V206H72V205H70ZM174 203H175V200H174ZM20 204V203H19ZM49 204H51V203H48V205ZM74 204V203H73ZM76 204V203H75ZM164 203L162 202V205H163ZM165 204H166V202H165ZM37 204H35V206H36ZM42 205V204H41ZM45 205V204H44ZM47 205V204H46ZM53 205V204H52ZM56 205V204H55ZM168 205V204H167ZM178 205V204H177ZM51 206V205H50ZM79 206V207H80ZM84 206V205H83ZM125 206V205H124ZM40 207V206H39ZM49 207V206H48ZM64 207V206H63ZM68 207V208H67ZM178 207V206H177ZM8 208V207H7ZM33 208H35V207H33ZM167 208H169V207H167ZM196 208V207H195ZM124 209V208H123ZM162 209V208H161ZM19 210V211H18ZM51 210H55L54 208H51V209H49V212L51 211ZM59 210H60V208H59ZM96 210V209H95ZM108 210V209H107ZM173 210V209H172ZM196 210V209H195ZM88 211V210H87ZM91 211V210H90ZM157 211V210H156ZM193 211V210H192ZM198 211V210H197ZM242 211V210H241ZM255 211V210H254ZM44 211H42V213H43ZM52 212H54V211H52ZM57 212V211H56ZM187 212V211H186ZM39 213V212H38ZM46 213H47V211H46ZM82 214H84L83 213V210H82V212H81ZM127 213V212H126ZM194 213V212H193ZM257 213V212H256ZM82 214H81V216H82ZM92 214V213H91ZM159 214H160V212H159ZM198 214V213H197ZM197 214H192V217H193V215H195V217H196V215ZM202 214V213H201ZM222 214V213H221ZM233 214V213H232ZM45 215L47 216V215H49V214H44L43 215V220H41V221H45ZM179 215V214H178ZM203 215V214H202ZM209 215V214H208ZM207 215V216H208ZM217 215V214H216ZM1 216V215H0ZM97 216V215H96ZM130 216V215H129ZM148 216V215H147ZM176 216V215H175ZM198 216V215H197ZM205 216V215H204ZM206 216V217H207ZM124 217V214H119V215H117V216H113V217H109V215L106 217V221H102V223L103 224H105V227L104 228H106V229H110V228H113V230H112V232H111V230H110V235L109 236H105V237H107V238H109L108 240V242H110L111 241V239H112V235H117V236H123L122 234H127L128 233V230H130V227L131 226H129V225H127L128 224V222L129 221H126V223H119L118 224V222H117V220L118 219H121V218H123ZM128 217V216H127ZM180 217H182V216H180ZM185 217V216H184ZM211 217H212V215H211ZM220 217V216H219ZM228 217V216H227ZM78 218V217H77ZM83 218H84V216H83ZM96 218H98V217H96ZM100 218V217H99ZM103 218V217H102ZM197 218V217H196ZM216 218V217H215ZM214 218V219H215ZM237 218V217H236ZM50 219V218H49ZM61 219V218H60ZM79 219V218H78ZM175 219L177 220V221H175V222H173V224L174 223H179L180 225H182V223L181 222H179L181 219L179 218V217H175ZM192 219H195V218H192ZM227 219V218H226ZM231 219V218H230ZM47 220V219H46ZM74 220H76V219H74ZM170 220H172V218L170 219ZM232 220H233V218H232ZM94 223H95V220L93 219L92 220ZM181 221H183V223L185 222V220H181ZM192 221V220H191ZM195 220H193V222H194ZM196 221H198V218L196 219ZM203 221H205V220H203ZM212 221V220H211ZM227 221V220H226ZM91 222V221H90ZM93 222L91 223V225H93L94 226V224H93ZM98 222V221H97ZM101 222V221H100ZM187 222H188V220H187ZM189 222H190V220H189ZM231 222V221H230ZM50 225L51 224H53V223H55V221L52 219L50 222ZM192 223V222H191ZM203 223V222H202ZM205 223V222H204ZM224 223V222H223ZM97 224V223H96ZM102 224V225H103ZM87 225V224H86ZM99 225H101V224H98V226ZM177 225V224H176ZM191 225V224H190ZM192 226H194L195 227V224L193 223L192 224ZM2 227V226H1ZM102 227V226H101ZM100 227V228H101ZM186 227V226H185ZM190 227V226H189ZM193 227V228H194ZM196 227H197V223H196ZM210 227V226H209ZM103 228V227H102ZM205 228H207L206 226H205ZM15 230H16V228H14ZM71 229H73V228H71ZM234 229V228H233ZM232 229V230H233ZM241 229V226L240 227H236V229H235V231H241L240 230ZM242 229H244L243 231H244V235H245V233H247V231L245 232V230H246V227L244 226V227H242ZM65 230V229H64ZM4 231H5V228H4ZM10 231H12V230H10ZM71 231V230H70ZM73 231V230H72ZM78 231V230H77ZM141 231V230H140ZM170 231V230H169ZM175 231V230H174ZM190 231V230H189ZM198 231V229H196V228H194L193 229V233L196 235V232ZM19 232L17 233V234H19ZM75 232V231H74ZM137 232V231H136ZM172 232V231H171ZM217 232V231H216ZM3 232H1V234H2ZM21 233V232H20ZM97 233V232H96ZM120 233H122V234H120ZM159 233V232H158ZM175 233V232H174ZM199 233H200V231H199ZM255 233V232H254ZM258 233V232H257ZM6 234V233H5ZM76 234V233H75ZM83 234V233H82ZM85 234V233H84ZM106 234V233H105ZM247 234H250V233H247ZM252 234V233H251ZM16 235V234H15ZM19 235H21V234H19ZM18 235V236H19ZM34 235V234H33ZM52 235V234H51ZM99 235V234H98ZM102 235V234H101ZM148 235V234H147ZM161 235V234H160ZM199 235V234H198ZM238 235V234H237ZM17 236V235H16ZM49 236V235H48ZM58 236V235H57ZM56 236V237H57ZM76 236V235H75ZM78 236H80L79 234H78ZM77 236V237H78ZM85 236V235H84ZM84 236H80V237H84ZM177 236V235H176ZM179 236V235H178ZM191 236V235H190ZM228 236H230V235H228ZM227 236V237H228ZM236 236V235H235ZM254 236V235H253ZM36 237V236H35ZM55 237V238H56ZM86 237V236H85ZM84 237V238H85ZM93 237V236H92ZM105 237H103L104 239V241H105V243H106V239L107 238H105ZM130 237H132V234H131V236ZM136 237V236H135ZM143 237V236H142ZM48 238H50V237H48ZM52 238V237H51ZM115 238V237H114ZM144 238V237H143ZM176 238V237H175ZM178 238V237H177ZM199 238V237H198ZM246 238V237H245ZM259 238V237H258ZM83 239V238H82ZM81 239V240H82ZM96 239H98V238H96ZM132 239V238H131ZM151 239V238H150ZM183 239V238H182ZM201 239H203V238H201ZM256 239V238H255ZM2 240V239H1ZM19 240V239H18ZM22 240V239H21ZM89 240V239H88ZM102 240V239H101ZM100 240V241H101ZM114 240V239H113ZM149 240V239H148ZM163 240V239H162ZM171 240V239H170ZM176 240V239H175ZM180 240V239H179ZM240 240V239H239ZM247 240V239H246ZM249 240V239H248ZM259 240H261V238L259 239ZM7 241H9V240H7ZM30 241H31V239H30ZM150 241H152V240H150ZM161 241V240H160ZM167 241V240H166ZM178 241V240H177ZM187 241V240H186ZM262 241V240H261ZM6 242V241H5ZM11 242V241H10ZM22 242V241H21ZM113 242V241H112ZM156 242V245L154 244V246L152 247L153 249H161L162 251H165V250H168V249H173V247H174V245H170V248L169 247H167V248H162V247H160V244H163L164 245V243H161V242H159V241H155ZM172 242V241H171ZM255 242H259V241H255ZM254 242V243H255ZM85 243V242H84ZM101 243H102V241H101ZM104 243V242H103ZM200 243V242H199ZM242 243V242H241ZM246 244H249V243H247V242H245ZM250 243H251V241H250ZM11 244V243H10ZM13 244V243H12ZM11 244V245H12ZM30 244V243H29ZM111 245H112V243H110ZM174 244H176V243H174ZM182 244V243H181ZM224 244V243H223ZM256 244V243H255ZM263 244V243H262ZM70 245V244H69ZM240 245H242V244H240ZM243 245H244V243H243ZM251 245H253V244H251ZM14 246V245H13ZM16 246V245H15ZM24 246V245H23ZM39 246V245H38ZM82 246V245H81ZM103 246V245H102ZM169 246V245H168ZM177 246H178V244H177ZM5 247H7V243H3V241H2V243L0 242V250L2 251V250H4L5 249ZM21 247V246H20ZM31 247V246H30ZM108 247H109V245H108ZM201 247V246H200ZM240 247V246H239ZM252 247V246H251ZM10 248V247H9ZM28 248V247H27ZM33 248V247H32ZM109 248H113V245L111 246V247H109ZM182 248V247H181ZM184 248V247H183ZM253 248V247H252ZM30 249V248H29ZM63 249H66V248H63ZM199 249V248H198ZM238 249V248H237ZM259 249H260V247H259ZM259 249H257V250H259ZM35 250V249H34ZM46 250V249H45ZM49 250V249H48ZM98 250V249H97ZM173 250H175L176 251V248L175 249H173ZM182 250V249H181ZM254 250V249H253ZM261 250V249H260ZM0 251V252H1ZM146 251V250H145ZM195 251V250H194ZM76 252H78V251H76ZM101 252H103V251H101ZM189 252V251H188ZM191 252V251H190ZM257 252V251H256ZM262 252V251H261ZM264 252V251H263ZM8 253V252H7ZM40 253V252H39ZM81 253V252H80ZM174 253V252H173ZM173 253H172V251L171 252H167V254H166V252H165V254L163 255V257H162V259L164 260V261H170L171 263H176V258H175V256L173 255ZM195 253V252H194ZM206 253V252H205ZM252 253V252H251ZM255 253V252H254ZM258 253V252H257ZM257 253H256V255H257ZM74 254V253H73ZM71 252H68V251H64V250H61V249H57L56 250V256H58L61 260H64V261H75V255H73ZM124 254V253H123ZM126 254V253H125ZM149 254V253H148ZM195 254H197V253H195ZM78 255V254H77ZM155 255V254H154ZM179 255V254H178ZM177 255V256H178ZM186 255V254H185ZM256 255H255V258H258L259 259V257H256ZM96 256V255H95ZM148 256V255H147ZM153 256V255H152ZM180 256H181V254H180ZM189 256V255H188ZM258 256H259V253H258ZM84 258V257H83ZM145 258V257H144ZM190 258V257H189ZM197 258V257H196ZM207 258V257H206ZM59 259V260H60ZM212 259V258H211ZM4 260V259H3ZM80 259L78 258V261H79ZM159 260H161V259H159ZM186 260H187V258H186ZM205 260V259H204ZM118 261V260H117ZM148 261V260H147ZM190 261H192V260H190ZM212 261V260H211ZM123 262V261H122ZM129 262V261H128ZM97 263V262H96ZM131 263V262H130ZM144 262H142V264H143ZM146 263V262H145ZM113 264V263H112ZM123 264H125V263H123ZM132 264V263H131ZM137 264V263H136ZM140 264H141V262H140ZM149 264H151V263H149Z\"/></svg>",
  "mask_w": 264,
  "mask_h": 264
}]
</instances>
